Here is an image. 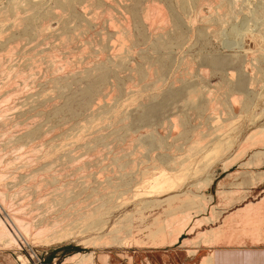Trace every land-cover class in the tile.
I'll return each mask as SVG.
<instances>
[{
  "label": "rangeland",
  "instance_id": "rangeland-1",
  "mask_svg": "<svg viewBox=\"0 0 264 264\" xmlns=\"http://www.w3.org/2000/svg\"><path fill=\"white\" fill-rule=\"evenodd\" d=\"M12 1L0 0L11 13L0 15V216L63 228L46 247L14 227L22 248L56 264L78 252L95 264L101 254L197 264L211 252L219 264H264V235L199 242L198 256L183 245L264 196V146L236 155L264 125V0ZM202 194L212 199L198 212L188 200ZM213 205L217 219L189 232ZM1 245L0 264H20V250Z\"/></svg>",
  "mask_w": 264,
  "mask_h": 264
},
{
  "label": "bare ground",
  "instance_id": "bare-ground-1",
  "mask_svg": "<svg viewBox=\"0 0 264 264\" xmlns=\"http://www.w3.org/2000/svg\"><path fill=\"white\" fill-rule=\"evenodd\" d=\"M12 1V0H11ZM191 1H193V2H201L202 0H191ZM209 1V0H208ZM208 1H205L204 0V2H208ZM212 1V0H211ZM214 1V0H213ZM216 1V0H215ZM218 1H223V0H218ZM7 2H8V0H7ZM9 2H10V0H9ZM8 2V3H9ZM13 2V1H12ZM24 1L22 0V3H23ZM88 2V1H87ZM114 2V1H113ZM15 3V2H14ZM14 3H13V5H14ZM88 3H90V0H89V2ZM215 3V2H214ZM18 4V3H17ZM90 4H92V3H90ZM90 4H89V7H90ZM110 4V3H109ZM111 4H112V2H111ZM186 4H187V1L186 0H182V7L184 8L185 6H186ZM199 4V3H198ZM202 4V3H201ZM11 5V4H10ZM42 5V4H41ZM46 5V4H45ZM115 5V4H114ZM221 5H222V3H221ZM7 6V5H6ZM18 6H19V4H18ZM18 6H16V8H18V11H16V13L17 12H19L21 9V7L19 8ZM23 6H24V3H23ZM146 6V5H145ZM153 6V5H152ZM151 6V7H152ZM207 6V5H206ZM217 6V5H216ZM215 6V7H216ZM6 8L5 6H1V9H3V8ZM9 7H11V6H9ZM25 7V6H24ZM84 7V6H83ZM203 7V6H202ZM218 7V6H217ZM220 7V6H219ZM222 7V6H221ZM15 8V7H14ZM86 8H88L87 6H86ZM104 8V7H103ZM201 8V7H200ZM200 8H199V10H200ZM212 8V7H211ZM0 9V10H1ZM7 9L8 8H6L5 9V11H7ZM100 9V8H99ZM117 9H119L118 8V6H117ZM160 8H154V10L156 11V10H159ZM220 9V8H219ZM227 9V8H226ZM10 10V8L8 9V11ZM14 10V9H13ZM16 10V9H15ZM24 10V9H23ZM33 10V9H32ZM94 10V9H93ZM97 10V9H96ZM148 10V9H147ZM152 10V9H151ZM153 10V11H154ZM221 10H223V9H221ZM7 11V12H8ZM106 11V10H105ZM146 11V10H145ZM144 11V12H145ZM152 11V12H153ZM225 11V10H224ZM0 12H3L2 14L0 13V15L2 16V17H4V11H0ZM14 12V11H13ZM27 12V11H26ZM66 12V11H65ZM94 12V11H93ZM107 12V11H106ZM150 13H152L151 11H149ZM160 12V11H159ZM158 12V13H159ZM163 12V13H162ZM200 12V11H199ZM221 12V11H220ZM227 12V11H226ZM8 13H10V12H8ZM24 13V12H23ZM29 13V12H28ZM28 13H25V15L26 14H28ZM94 13H96V12H94ZM111 13V12H110ZM149 13V14H150ZM158 13H156L155 12V14H158ZM218 13V12H217ZM224 13V12H223ZM5 14H6V12H5ZM11 14V13H10ZM19 14V13H18ZM17 14V15H18ZM122 14H123V12H122ZM153 15H154V13H152ZM151 14V15H152ZM161 14L163 15L164 14V11H161ZM167 14V13H166ZM22 15V14H21ZM126 15V14H125ZM144 15H145V13H144ZM148 15V14H147ZM145 16V17H148V16ZM165 15V14H164ZM200 15V14H199ZM93 16H94V14H93ZM98 16V15H97ZM150 16V15H149ZM157 16V15H156ZM159 16V15H158ZM6 17V16H5ZM4 17V18H5ZM7 17H9L8 15H7ZM17 17V16H16ZM19 17H21V16H19ZM90 17H92V16H90ZM99 17V16H98ZM97 17V18H98ZM107 17V16H106ZM105 17V18H106ZM126 17V16H125ZM144 17V16H143ZM144 17V18H145ZM152 17V16H151ZM161 17H163V16H161ZM37 18H39V17H37ZM94 18H95V16H94ZM93 18V19H94ZM108 18H110L109 16H108ZM116 18V17H115ZM128 18V17H127ZM126 18V19H127ZM164 18H165V16H164ZM2 19V18H1ZM19 19V18H18ZM96 19V18H95ZM94 19V20H95ZM166 19H167V17H166ZM5 20V19H4ZM23 20H25L24 19V17H23ZM37 20V19H36ZM104 20V19H103ZM117 20V19H116ZM159 20V19H158ZM163 20V19H162ZM2 22H3V19L1 20ZM6 21V20H5ZM20 21V23H21V19L20 20H18V21H16V23L17 22H19ZM109 21V20H108ZM150 21V20H149ZM160 21V20H159ZM169 21V20H168ZM24 22V21H23ZM122 22V21H121ZM153 22V21H152ZM192 22H193V20H192ZM207 23V22H206ZM19 24V23H18ZM23 24V23H22ZM111 24V23H110ZM112 24H114V23H112ZM194 24V23H193ZM7 25H8V23H7ZM16 25V24H15ZM115 25V24H114ZM116 25H118V24H116ZM129 25V24H128ZM158 25V24H157ZM160 25V24H159ZM158 25V26H159ZM20 26V25H19ZM147 26H149V25H147ZM164 26V25H163ZM167 26V25H166ZM126 27V26H125ZM211 27V26H210ZM158 28V27H157ZM130 29V28H129ZM161 29V28H160ZM159 29V30H160ZM44 30H46V29H44ZM103 30V29H102ZM252 31V30H251ZM245 32V31H244ZM246 32H248V31H246ZM249 32H250V30H249ZM154 33H155V30H154ZM1 34V33H0ZM48 34V33H47ZM130 34V33H129ZM238 34V33H237ZM249 34V33H248ZM44 35V34H43ZM239 35H241V33L239 34ZM116 36V35H115ZM127 36V35H126ZM256 36V35H255ZM46 37V36H45ZM244 36L242 35V38H243ZM69 38V37H68ZM62 39V38H61ZM73 39V38H72ZM62 41V40H61ZM72 41V40H71ZM64 42V41H63ZM227 42V41H226ZM225 42V43H226ZM62 43V42H61ZM65 43H67V41L65 42ZM71 43V42H70ZM236 43V42H235ZM230 44L232 45L233 43H231L230 42ZM69 45V44H68ZM71 45V44H70ZM73 45V44H72ZM231 45H229V48H230V46ZM236 45H237V43H236ZM236 45H234L235 47H236ZM228 46V45H227ZM226 46V47H227ZM239 47V46H238ZM228 48V47H227ZM235 49V48H234ZM236 50V49H235ZM248 52V51H247ZM119 54V53H118ZM247 54V53H246ZM115 57V56H114ZM116 59V58H115ZM249 65V64H248ZM60 68V67H59ZM230 74H232V73H230ZM229 74V75H230ZM151 75V74H150ZM155 76V75H154ZM151 77V76H150ZM107 88V87H106ZM108 89V88H107ZM106 89V90H107ZM203 89V88H202ZM191 95L193 96L194 95V93L191 91ZM209 93H212V91L210 90V92ZM213 94V93H212ZM212 94H211V96H212ZM190 95V94H189ZM206 95H208V94H206ZM205 95V96H206ZM214 95V94H213ZM215 100H218V99H215ZM216 102V101H215ZM216 105H218L217 103H216ZM213 106H215L214 104H213ZM216 107V106H215ZM218 107V106H217ZM212 109H214V108H212ZM211 109V110H212ZM215 109H217V108H215ZM214 109V110H215ZM210 110V111H211ZM213 110V111H214ZM264 110V109H263ZM215 112V111H214ZM217 112V111H216ZM262 113H263V111H262ZM209 114H211V113H209ZM214 115V114H213ZM259 116V115H258ZM264 116V115H263ZM260 117V116H259ZM257 119V118H256ZM261 119V118H260ZM258 120V119H257ZM255 122V121H254ZM2 123V122H1ZM4 124V123H3ZM220 138H221V136H220ZM218 139V138H217ZM222 139V138H221ZM220 139V140H221ZM223 139H225V138H223ZM229 140V139H228ZM225 141H227V140H225ZM225 141H224V144H226V145H228L229 144V142L227 141L226 143H225ZM230 141V140H229ZM214 145H215V148L217 149V148H219L220 147V145H222V143L220 142V141H216L215 140V143H213ZM211 146H212V144H211ZM222 146H225V145H222ZM251 146H253V147H258V146H264V125H261V126H259V127H257L256 129H254V130H252V132H250V134H248L247 135V137L243 140V142H242V144H241V147H239L238 149H239V154L237 153L236 155H240V156H242V155H244L246 152H247V150L249 149V147L251 148ZM226 147V146H225ZM231 147H232V144L228 147V149H227V151H229V150H231ZM212 148V147H211ZM211 148H210V150H211ZM261 149H263V148H261ZM208 151V150H207ZM249 151V150H248ZM125 152V151H124ZM255 154H256V156L258 155H262V154H264V151H258V152H255ZM134 156V155H133ZM255 156V157H256ZM260 157V156H259ZM263 157V156H262ZM130 158V157H129ZM235 158V157H234ZM121 159H122V157H121ZM232 159V158H231ZM236 159V158H235ZM233 160V159H232ZM135 161V160H134ZM230 161V160H229ZM227 162V161H226ZM261 162V161H260ZM248 163V162H247ZM247 163H246V165H247ZM259 163V162H258ZM135 164V163H134ZM134 164H133V166H134ZM250 164H252V163H250ZM121 165H122V163H121ZM130 165V164H129ZM119 167H120V165H119ZM127 168H128V166H127ZM133 168V167H132ZM51 169V168H50ZM55 175V174H54ZM213 175V174H212ZM170 177L168 176V174H164L163 175V181L164 182H166L168 179H169ZM213 176H208V177H206L205 178V180L203 179V182L202 181H200V182H196V186H197V188L200 186V183L202 184L198 189H201V188H203L204 189V187H209L210 185H211V183L213 182ZM263 178H264V176H263ZM262 179V178H261ZM56 181V180H55ZM198 183H199V186H198ZM160 186V185H159ZM193 186V185H192ZM254 186V185H253ZM193 187H195V185L193 186ZM224 189V188H223ZM92 190V189H91ZM221 191H222V189H220ZM220 190L218 191V192H220ZM90 191V190H89ZM225 191H226V189H225ZM225 191H223L222 193H224V195H226V193H225ZM233 192H235V191H233ZM221 192L218 194V195H223ZM228 193V192H227ZM231 193L232 192H229L228 194H230L231 195ZM2 194H4V193H2ZM233 194V193H232ZM220 195V197H222ZM186 197V196H185ZM190 197H193V198H189V200H188V203L190 204V206H192V208H196V209H199V211L198 212H204V210H205V208L207 207V205L211 202V199H212V197L211 196H207V195H205V194H202V195H196V196H190ZM4 198V197H3ZM186 198H188V196L186 197ZM224 198V197H223ZM231 198V197H230ZM1 199V198H0ZM226 199V198H225ZM6 201V200H5ZM0 202H1V200H0ZM3 203H4V201H3ZM65 204V203H64ZM218 204V203H217ZM13 205V204H12ZM87 205V204H86ZM219 205V204H218ZM4 206V205H3ZM75 206V205H74ZM78 206V205H77ZM5 207V206H4ZM95 207V206H94ZM28 208V207H27ZM38 208V207H37ZM69 208V207H68ZM72 208V207H71ZM91 208V207H90ZM73 209V208H72ZM195 209V210H196ZM33 210V209H32ZM36 210V209H35ZM67 210V209H66ZM66 210H64V212L66 211ZM79 210V209H78ZM77 210V211H78ZM194 210V211H195ZM208 210H211V212H210V216H206V217H200V219H198V220H196L195 221V223L193 224V226H191L192 228L189 230V232L191 231H193L195 228H198V227H201V226H203V225H205L206 223L208 224L209 222H213V221H215L216 219H217V216H216V213H217V211H216V209H215V206L213 205V207H212V209H208ZM77 211H74V212H77ZM193 211V212H194ZM14 212V211H13ZM17 212V211H16ZM67 212V211H66ZM65 212V213H66ZM80 212V211H79ZM92 212V211H91ZM94 212V211H93ZM68 213V212H67ZM67 213L65 214L66 216H67ZM72 213V212H71ZM81 213H83V212H80V214ZM88 212H86V214H87ZM100 213V212H99ZM187 213V212H186ZM62 214V213H61ZM86 214H82L83 216L85 215L86 216ZM183 214V213H182ZM24 215V214H23ZM69 215V214H68ZM77 215H79V213H77ZM76 215V216H77ZM3 216V215H2ZM45 216V215H44ZM57 216H59V215H57ZM63 216V215H62ZM75 216V215H74ZM73 216V217H74ZM75 216V217H76ZM219 216V215H218ZM9 217V216H8ZM11 217H14V216H11ZM69 217V216H68ZM71 217V216H70ZM81 217V216H80ZM40 218V217H39ZM56 218V217H55ZM57 218H59V217H57ZM64 218V217H63ZM234 218H237L238 220L235 222V224H237V225H239L240 226V230L239 229H237V232H238V230H239V234L237 235L236 234V236H234L235 235V232L233 231V230H231L232 229V224H231V222H233V219ZM9 219H10V217H9ZM8 219V220H9ZM20 219H22V218H20ZM41 219H42V216H41ZM66 220H67V218H65ZM65 219L63 220L64 222H65ZM69 219V218H68ZM72 219V218H71ZM76 219H78L77 217H76ZM190 219V215H189V217H188V215L187 216H183L182 218H180V220L177 222V224L178 225H176L175 227V229L172 231V232H170L171 233V238L169 239V241H168V243H170L171 245H175V244H177L178 242H179V239H180V237L182 236V232H183V230H184V228L186 227V225H188V220ZM11 221H7L6 222V218H5V220L0 216V244H2L3 245V247L4 248H6V249H8V248H13V247H15L17 250H22L23 248H22V246L20 245L21 243L19 242L20 240L18 239V237L14 234V227H17L18 228V230H21V232L23 233V235L25 236V237H28V238H30L32 235H34V237L38 240H41L43 243H45V246L46 247H49V246H51L54 242H56V239H57V237H58V235L57 234H59V232L61 231V230H63V228H61L60 230H59V224H61V223H57L56 224V221L53 223V222H51V223H48V222H46L47 220H49V219H46V221H45V219L42 221V222H40V224L39 225H35V227L32 225V226H28L29 227V229H28V227H26V223L24 224V222H21V221H19V220H17L16 218H14V219H10ZM53 220V219H52ZM73 220V219H72ZM177 220V219H176ZM59 221H62V220H58L57 222H59ZM71 221V220H70ZM69 221V222H70ZM190 221V220H189ZM69 222H68V224H69ZM73 222V221H72ZM72 222H70L71 224H72ZM164 222H166V221H164ZM11 223V224H10ZM37 223V222H36ZM53 223V224H52ZM223 223V225L225 226L224 228H222V229H219V228H210L209 230H203V231H201V232H197L198 234H197V236L196 237H194L192 240H184V242H183V245H195L193 248H191V249H189L188 250V253H189V255H191V256H195L196 255V253H197V251H198V243L199 242H202L203 243V245L206 247V246H208V247H211V248H214L215 246H219V244H223V243H226V245L227 244H234V243H237L238 244V239H239V237L240 236H245V237H248V238H250L252 241H251V243L252 242H254V243H257V242H260L262 239H263V235H264V229H262L261 230V228H257V224H264V196L263 197H260V200H258L257 202H249V203H247V204H245V206L243 205V207H241V208H238V209H236L233 213H231V214H229L225 219H224V221L222 222ZM28 224H30L29 222H28ZM167 224V223H166ZM170 226V225H169ZM168 228V227H167ZM174 228V227H173ZM172 228V229H173ZM16 230V229H15ZM165 231V230H164ZM196 231V230H195ZM167 232V231H166ZM165 232V233H166ZM168 232V235H166V238H167V236H168V238H169V235H170V233ZM188 232V231H187ZM188 232V233H189ZM234 232V233H233ZM159 233V232H158ZM162 233H164V232H161L160 234H162ZM164 233V234H165ZM233 233V234H232ZM62 234V233H61ZM164 234H162V237L163 238H161V239H163V242H164ZM60 235V234H59ZM66 235H68L67 233H65V235H64V233H63V236H61V238L60 239H62L63 237H65ZM159 235V234H158ZM18 236H21V235H19L18 234ZM52 236V237H51ZM157 237V236H156ZM56 238V239H55ZM59 239V240H60ZM38 240V241H39ZM58 240V239H57ZM168 240V239H167ZM241 240V239H240ZM21 241H23V240H21ZM162 241V240H161ZM166 242V241H165ZM241 242H243V241H241ZM23 243H24V241H23ZM39 243V242H38ZM103 244V243H102ZM239 244H240V242H239ZM1 245V246H2ZM110 245V244H109ZM201 245V244H200ZM243 245V244H242ZM24 247V246H23ZM260 258V257H259ZM18 260L19 261H21L22 263H25V260H24V258L21 256V255H19L18 256ZM63 264H95V257H94V254L92 253V254H89V253H81V252H78V253H74L72 256H69V257H67V259H65V261L63 262ZM198 264H219V260H218V256H217V254H215L214 252H211L210 254H208V255H206V256H203L202 257V259H200V262L198 263Z\"/></svg>",
  "mask_w": 264,
  "mask_h": 264
},
{
  "label": "flooded vegetation",
  "instance_id": "flooded-vegetation-1",
  "mask_svg": "<svg viewBox=\"0 0 264 264\" xmlns=\"http://www.w3.org/2000/svg\"><path fill=\"white\" fill-rule=\"evenodd\" d=\"M154 259L150 257H142L140 255L124 257L119 255L108 256L106 254H101L98 258V264H103L106 260L105 264H171L170 260H164L161 257L158 259L154 257ZM182 264H187V262L185 263L183 261Z\"/></svg>",
  "mask_w": 264,
  "mask_h": 264
},
{
  "label": "built area",
  "instance_id": "built-area-1",
  "mask_svg": "<svg viewBox=\"0 0 264 264\" xmlns=\"http://www.w3.org/2000/svg\"><path fill=\"white\" fill-rule=\"evenodd\" d=\"M19 253L25 260V263H22L21 261H19L20 264H56L55 259L53 260V263H49L46 260V257L43 253L35 252L32 249H29V250L22 249L19 251ZM17 259H18V256H17Z\"/></svg>",
  "mask_w": 264,
  "mask_h": 264
},
{
  "label": "crops",
  "instance_id": "crops-1",
  "mask_svg": "<svg viewBox=\"0 0 264 264\" xmlns=\"http://www.w3.org/2000/svg\"><path fill=\"white\" fill-rule=\"evenodd\" d=\"M214 248H215V247H214ZM209 254H210V253H209ZM198 255H200V251H197V253H196V255H195V256H198ZM207 255H208V254H207ZM205 256H206V255H205ZM107 259H108V258H107ZM201 259H202V257H201ZM106 261H107V260H106ZM106 261H105L103 264H105V263H106ZM199 262H200V261H199ZM199 262H198V263H199ZM118 263H119V262H118ZM198 263H197V264H198ZM107 264H108V263H107Z\"/></svg>",
  "mask_w": 264,
  "mask_h": 264
}]
</instances>
